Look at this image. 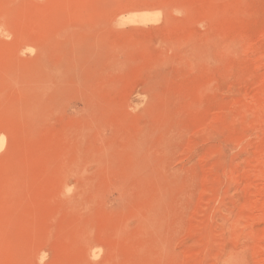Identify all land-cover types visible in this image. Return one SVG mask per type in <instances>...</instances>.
I'll list each match as a JSON object with an SVG mask.
<instances>
[{"label": "rangeland", "instance_id": "obj_1", "mask_svg": "<svg viewBox=\"0 0 264 264\" xmlns=\"http://www.w3.org/2000/svg\"><path fill=\"white\" fill-rule=\"evenodd\" d=\"M0 264H264V0H0Z\"/></svg>", "mask_w": 264, "mask_h": 264}]
</instances>
